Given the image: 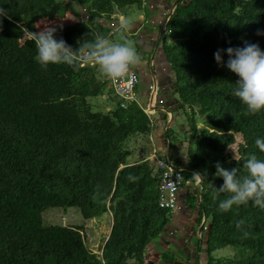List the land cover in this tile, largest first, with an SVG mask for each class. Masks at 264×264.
<instances>
[{
	"label": "trees",
	"instance_id": "16d2710c",
	"mask_svg": "<svg viewBox=\"0 0 264 264\" xmlns=\"http://www.w3.org/2000/svg\"><path fill=\"white\" fill-rule=\"evenodd\" d=\"M144 2L0 0L9 13L0 24V264H144L149 243L168 224L171 213L158 205L156 161L131 163V150L124 146L137 133L150 134L149 114L138 102L122 108L119 99L114 109L94 110L90 97L114 94L108 80L81 62L42 69L34 42L20 30L37 32L41 20L74 11L80 18L54 35L76 50L89 34L106 38L108 22ZM258 30L264 31V0H181L163 31L182 100L207 116L202 128L194 124L197 143L189 161L177 160L185 168L184 184L196 193L202 188L201 207L210 219L206 264H264V211L248 204L222 213L217 204L224 194L212 199L223 182L214 175L215 162L228 169L242 165L229 158L235 134L246 140L247 153L240 157L255 153L264 159L254 145L264 138V110L245 114L230 91L238 77L213 57L217 49L242 47L245 41L264 51ZM194 171L203 177L197 187ZM49 207H77L86 221L108 213L112 226L100 251L88 245L84 225L76 227L74 240L57 246V235L72 229L45 224ZM229 245L237 248L234 255L213 256Z\"/></svg>",
	"mask_w": 264,
	"mask_h": 264
},
{
	"label": "crops",
	"instance_id": "0c3cea01",
	"mask_svg": "<svg viewBox=\"0 0 264 264\" xmlns=\"http://www.w3.org/2000/svg\"><path fill=\"white\" fill-rule=\"evenodd\" d=\"M165 1L145 0L137 14V19L130 23L132 29H134V27H138V22L141 21L140 27L133 33L128 25L127 36L129 38H138L135 42V48L140 60L135 67L139 73L141 72V77L136 89V102L149 114L152 125L150 134L145 135L146 146L150 154L147 157H142V159L151 158L153 161L166 159L172 160L177 164L179 159L184 163L189 161L192 137L195 132L194 124L197 123V128H202L206 123L204 118L199 120L197 114L192 112L191 105L182 100L180 85L174 72L173 64L164 53L162 37L163 31L167 28L166 20L168 19L165 20V18H168L170 11L166 9L168 5ZM171 2H174V0ZM120 20H124L123 14H119ZM119 21H112L106 24L110 27L107 37L117 32ZM93 37L94 34H89V36L81 39L86 42L93 39ZM156 42H159V44L153 47ZM150 84L154 85L152 92L149 89ZM150 94H152V98ZM164 107H166L167 111H159L158 108ZM169 107L173 112L168 109ZM175 113L179 115L174 119L173 115ZM235 136L232 143L236 141ZM181 152L185 157H188L187 160L182 156ZM162 156L165 158H161ZM133 162L136 161L131 163ZM155 171L160 172L159 169H155ZM201 182L197 176L194 186H199ZM193 188L187 183L185 189L180 192L179 198L181 204H183V210L171 213L169 222L163 232L157 239L149 243L144 264H159L163 254L167 253H180L183 259L179 261L187 264H206L208 254L205 242L206 232L204 231H207L210 219L206 217L201 207L202 188L197 193L196 190L192 192ZM171 222L176 223L177 229L171 225ZM192 225L195 226L193 233H191ZM201 226H203V229L200 231ZM173 232L175 235L173 236V241H171L172 237L170 235ZM108 234L105 235V238H107ZM167 238L168 241L166 242L164 239ZM194 238H196V242L193 241ZM101 240L103 241V239ZM170 247H177L180 250H169ZM188 253L193 254L192 259Z\"/></svg>",
	"mask_w": 264,
	"mask_h": 264
},
{
	"label": "clouds",
	"instance_id": "9594fccd",
	"mask_svg": "<svg viewBox=\"0 0 264 264\" xmlns=\"http://www.w3.org/2000/svg\"><path fill=\"white\" fill-rule=\"evenodd\" d=\"M8 10L0 7V24L8 16ZM37 32L21 27L23 36L34 42L36 49L35 61L46 70L50 64H66L76 67L81 61L95 66V70L111 80L121 79L128 74L130 66L136 65L139 54L132 42L121 37L119 42H110L101 35H94L93 39L83 41L78 49L74 50L65 40L56 39V27L44 23ZM128 22L119 21L117 31L127 32ZM257 35H264L258 30ZM78 59V54H81ZM227 54V60L223 54ZM218 66L226 67L238 79L234 87L230 88L231 95L244 106L245 114H257L264 110V51L258 44L244 42L242 47H227L217 49L213 53ZM254 145L259 152L264 153V138L257 137ZM182 156L187 160L181 152ZM232 159L242 161L240 167L225 168L219 161L215 162L216 177L222 178V184L216 187L212 196L216 200L219 194H224L217 204L219 212L226 213L241 205L251 204L264 211V159H259L255 153H248L245 157L238 156L233 151ZM242 169V174H238ZM199 175L198 173H195ZM131 179V177H130Z\"/></svg>",
	"mask_w": 264,
	"mask_h": 264
},
{
	"label": "rangeland",
	"instance_id": "374dc122",
	"mask_svg": "<svg viewBox=\"0 0 264 264\" xmlns=\"http://www.w3.org/2000/svg\"><path fill=\"white\" fill-rule=\"evenodd\" d=\"M74 4L75 6L79 7L80 12H82L84 16L87 17L88 15L86 12L87 10L81 8L77 2H74ZM169 10L170 11L168 13V18H167L168 20H166L167 25L173 15L172 9L169 8ZM126 11L128 12H125L123 14L124 20H126L129 25L133 20L137 19V14L140 11V7H138L137 5H132L127 7ZM78 18L80 17L78 16V14H76V12L68 11L66 17L64 18H56L53 20L43 19L38 23V25L39 28L41 29L44 26L42 24L49 23L51 26L56 27V29H58L63 24L74 23L75 21H77ZM121 37H125L129 39L132 42L133 46L135 47V42L137 41L138 38L135 37L129 38L127 36V32L125 33L123 31H117L115 34L107 37V39L110 42H119ZM25 38L26 36H23V39ZM168 41H170V38H168ZM89 100L93 104L94 110L106 112L107 110L114 109L116 107L117 105L116 101L118 100V98L114 94L109 93L108 95L104 94L96 97H90ZM206 117L207 116H200L199 114H197V118L199 120L203 118L205 120ZM235 135H236L235 136L236 141L232 143L228 148V153H230L229 156H231V159L233 156V151H235V153L238 156L247 153L246 151L247 146H246V140L244 139L245 138L244 135L243 134H235ZM145 141H146L145 135L142 133H137L129 137L128 140L125 141L124 146L127 149L131 150V156L129 157V160L131 162L141 160L142 157H147L150 154ZM196 143H197L196 141L192 140L191 142L192 148H195ZM156 170H158L157 166H156ZM43 217H44V223L47 225H64V226H69L72 229L71 232L69 233L57 235L56 237L57 246H63L64 244H67L70 241L74 240L76 235L75 233L76 227L80 225H84L85 229L88 231V238H87L88 245L94 251L98 250V247L102 241L101 239H103L105 235H107L110 232L112 226L108 213H103L100 216H97L95 218H92L91 220L86 221L82 213L80 212L79 208L77 207H68V208L49 207L44 211ZM195 239L196 238L193 239L194 242H196ZM169 250H180V249L177 247H170ZM235 250H237L236 247L229 245L214 251L213 256L215 258L229 257L234 255ZM172 258H175L174 260H182L183 256L180 253L163 254V258L161 259V262L159 264H168L167 263L168 260H172Z\"/></svg>",
	"mask_w": 264,
	"mask_h": 264
},
{
	"label": "built area",
	"instance_id": "2783aa9c",
	"mask_svg": "<svg viewBox=\"0 0 264 264\" xmlns=\"http://www.w3.org/2000/svg\"><path fill=\"white\" fill-rule=\"evenodd\" d=\"M82 55L78 54L79 56ZM82 64H89L81 61ZM108 87L111 88L119 98L120 106L127 108L137 101V86L140 82V75L134 66H130L129 72L121 79H108ZM151 89L154 85H150ZM156 166L160 170V180L158 185V205L173 213L179 207L180 189L184 185L185 168L175 164L172 160L160 159L156 161Z\"/></svg>",
	"mask_w": 264,
	"mask_h": 264
},
{
	"label": "water",
	"instance_id": "95a60500",
	"mask_svg": "<svg viewBox=\"0 0 264 264\" xmlns=\"http://www.w3.org/2000/svg\"><path fill=\"white\" fill-rule=\"evenodd\" d=\"M172 0H166L165 1V3L168 5V7L166 8V9H172V14H174V12H175V10L177 9V7H178V5L181 3V0H174V2H171ZM185 2V1H184ZM167 19V17L165 18V20ZM140 23H141V21H139L138 22V27H134V29H132V25L131 24H129V28L130 29H132V31L131 32H136L137 30H138V28L140 27ZM159 44V42H156V43H154V45H153V47H155L156 45H158ZM164 49V48H163ZM164 53L166 54V51H165V49H164ZM151 72V71H150ZM152 73V72H151ZM151 85V84H150ZM150 85H149V89H150V92H152L153 91V88L151 89V87H150ZM159 87L161 88V86H160V84H159ZM150 97L152 98V94H150ZM166 107H164V108H158L159 109V111H167V109H165ZM168 109H171L170 107L168 108ZM170 111H172L173 112V110L171 109ZM179 114L178 113H175L174 115H173V118L175 119V117H177ZM195 173H198L199 175H197L198 176V178L200 179V182L202 181V175H201V173L200 172H198V171H194ZM165 229V228H164ZM203 229V226H201V228H200V231ZM204 232H206L205 233V236H207V234H208V228H207V231H204ZM173 245H174V243H173ZM168 264H171V263H174V264H187V263H184V262H182V261H179V260H168V262H167Z\"/></svg>",
	"mask_w": 264,
	"mask_h": 264
},
{
	"label": "flooded vegetation",
	"instance_id": "af4514ba",
	"mask_svg": "<svg viewBox=\"0 0 264 264\" xmlns=\"http://www.w3.org/2000/svg\"><path fill=\"white\" fill-rule=\"evenodd\" d=\"M136 68V67H135ZM139 69V68H138ZM136 70H137V68H136ZM138 71V70H137ZM139 73V72H138ZM141 73V72H140ZM140 73H139V75H140ZM141 77V76H140ZM183 189H185V184L182 186V188L180 189V192L183 190ZM193 191H195V189L193 188L192 189V192ZM181 210H183V204H181V202H180V199H179V207L173 212V213H175V212H181ZM178 214H180V213H178ZM171 225L173 226V227H175L176 228V223L175 222H171ZM192 230H191V233H193L194 232V230H195V226H193L192 225ZM172 228V227H171ZM177 229V228H176ZM175 234H174V232H173V234L172 235H170V237H172V240L171 241H173V239H174V236ZM170 239V238H169ZM166 242L168 241V238L167 239H164ZM174 246V245H173ZM189 255H190V257H191V259H192V256H193V254L192 253H188Z\"/></svg>",
	"mask_w": 264,
	"mask_h": 264
}]
</instances>
